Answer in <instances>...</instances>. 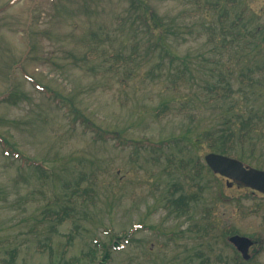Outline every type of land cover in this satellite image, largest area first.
Wrapping results in <instances>:
<instances>
[{"label": "rangeland", "instance_id": "1", "mask_svg": "<svg viewBox=\"0 0 264 264\" xmlns=\"http://www.w3.org/2000/svg\"><path fill=\"white\" fill-rule=\"evenodd\" d=\"M144 1L169 53L132 0H0V264H264V193L204 161L243 117L264 168V0Z\"/></svg>", "mask_w": 264, "mask_h": 264}, {"label": "trees", "instance_id": "2", "mask_svg": "<svg viewBox=\"0 0 264 264\" xmlns=\"http://www.w3.org/2000/svg\"><path fill=\"white\" fill-rule=\"evenodd\" d=\"M132 3L134 5L139 6V9L141 10V14H139V18L141 20H143L144 22H146V24H147L149 18H151L152 20H154V19L156 20V23H157L156 26H159V28L157 31V39L155 40V46L160 48L161 53H169V47H168L167 42H166V33L162 32L163 30H167V27L165 24H163V21H161V18H159L157 12L155 10H152L148 6L147 2L144 0H132ZM161 28H163V29H161ZM117 57L119 58V56H117ZM11 90L12 89L9 88L8 90H6L5 92H3L0 95V98L2 101L15 103L17 101V99H19L18 97L22 98V94L20 92L16 93V92H12ZM226 95H228V93L225 94L223 97H225ZM61 98L67 99L68 101H71L70 98H66L62 95L57 94V99L61 100ZM73 109H75V107H73ZM76 115H79V113H76ZM236 118H238V117L236 116ZM242 119H243V117L241 119H239V125H238L239 127L237 128V134L235 133V130L231 127V125L232 124L234 125V123H236V121H232V120L229 122V124L227 123V121H225L224 127H220L218 130H216L215 133H213V135L211 137H209L211 134H209V136L207 134V137H209L210 140H213L212 147H215L214 148L215 150H218V151L226 153V154H230L231 153L230 150L236 144L237 139L240 142L245 141V138L248 136L247 133H248L249 127H250V125H249L250 120L249 119H243L242 120ZM1 140L2 141L4 140V143L7 146L5 139H1ZM10 145H13V144L10 143ZM9 149H10V151H13L11 146L9 147ZM14 152H17L20 155L19 151L14 150L12 153H14ZM67 209L68 208H64L61 211L56 212L55 216L57 217V219L59 221L64 220V215L67 214ZM226 235H227V233L224 234V236H226ZM115 237H116V239L118 238V236H116V235H115ZM236 254H237L238 259H239L238 261L241 262L242 261L241 257L238 255L237 252H236ZM105 259H107V260L109 259V251L108 250H105L103 252L100 263H103V260H105Z\"/></svg>", "mask_w": 264, "mask_h": 264}, {"label": "water", "instance_id": "3", "mask_svg": "<svg viewBox=\"0 0 264 264\" xmlns=\"http://www.w3.org/2000/svg\"><path fill=\"white\" fill-rule=\"evenodd\" d=\"M205 159L214 172L232 178L238 184L264 192V170L244 166L240 160L219 153H208ZM229 241L236 246L244 258L249 257L248 248L252 244L250 238L234 234L229 237Z\"/></svg>", "mask_w": 264, "mask_h": 264}]
</instances>
